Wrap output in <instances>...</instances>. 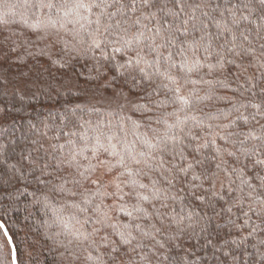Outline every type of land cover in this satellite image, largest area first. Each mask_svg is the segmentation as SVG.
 <instances>
[{
    "label": "trees",
    "instance_id": "1",
    "mask_svg": "<svg viewBox=\"0 0 264 264\" xmlns=\"http://www.w3.org/2000/svg\"><path fill=\"white\" fill-rule=\"evenodd\" d=\"M62 2L63 0H53V3L57 4ZM188 4L190 7L186 12L192 17L189 23V39L194 37L199 40L203 36L204 43H208L209 40L213 45L223 43L225 37L218 35L221 29L217 25L230 22L232 18L230 13L235 12L236 18L248 17L240 22L239 30L236 32L237 42H243L240 32H245L253 45L259 48L261 41L256 40L255 35L258 30L264 31L258 28L264 25V19H261L264 16V4L261 0H188ZM196 5L199 7H195ZM169 7H172L171 0ZM43 11L46 13L51 11L53 19H57L56 9ZM38 19H43V16H38L27 7L25 0H0V181L7 180L9 191L13 193L11 201L7 196H0V207H6V214L0 212L2 217L0 221L4 223L13 240L17 262L113 264L115 258L120 264H148L147 260L140 259V255L147 249L136 246L137 244L151 246V236L146 234H154L155 228L160 227L161 218L167 222L172 215L181 213L182 210L184 213L202 214L201 208L197 206L199 202L191 199L187 188L182 190L181 185L177 183L174 188L169 189L160 177L159 171L154 170L151 158L153 155L158 158L160 149L163 148L155 136L157 133L163 135L167 125H173L167 129L170 134L183 135L180 131L183 129L184 133L191 132L193 135L202 136L200 130L195 127L196 122L203 120L206 125L209 121L204 119V114L209 112L214 114L218 107L227 111V101L213 97L211 100L198 101L191 107H184L177 113L184 121L179 124L175 116H168L167 113H172L174 108L181 106L171 104L163 105L155 113L148 114L153 117L161 116L167 121V125L163 122L157 123L155 118L147 119L141 112L134 114L129 112L128 115L131 116L129 121L123 114L113 112L108 103L98 93H94L90 84L86 83L91 74L92 53L86 50L87 44L81 46L70 31L72 28L78 29L87 41V33L80 29L79 24L68 23V20H72L69 16L63 21L69 30L60 28L59 24L47 29L30 27ZM90 19L93 21L91 25L86 21L81 23H84L88 31H93L96 28L94 23L96 17L92 16ZM132 19L135 17L129 19L127 24L130 25ZM105 22L106 19L102 18L101 23ZM112 23L115 24V20ZM142 23L147 21L142 20ZM193 24L196 30H193ZM248 29L251 31H246ZM183 38L179 37L175 44L161 48L163 56L167 58L171 54L179 63L181 56L178 49ZM243 43L245 47L248 46L247 42ZM228 46L231 47L230 44ZM13 48L16 50L13 51ZM227 59H234L237 64L242 63L244 66H248L252 60L250 56L241 57L234 54H228ZM161 65L163 70V67H166L165 61H161ZM261 71L264 69L257 65L247 67L246 72L238 73L234 65H227L225 74L229 79L226 83H231L232 89H238L236 94L239 95L243 88H238V85L250 87L245 78L259 77ZM237 73L239 81L232 76ZM160 82L157 79V83ZM252 83L257 84L253 89L257 96L245 93L243 98L259 103L260 100H264V95L259 94V88L264 87V80L254 79ZM192 87L200 90V96H205L206 86L188 85L189 89ZM217 94L233 93L231 90L225 92L223 88H217ZM164 98L163 89L153 93L155 100L163 101ZM192 117H196V120ZM261 123H264V120ZM250 127L258 126L253 124ZM101 133L103 135H100ZM98 135L105 146H109L111 137L110 143L116 146L117 151L132 152L136 155L141 163L133 167L143 168L146 173L137 176L136 179L147 186L140 189L138 184L134 187L122 185L123 192L131 195H124L123 198L104 197L101 207L107 211V216L100 222L98 214L93 211L101 199L91 194L95 187L85 184L84 188L91 191L84 192V188L74 187L75 169L62 165L56 170L57 163L68 158L75 147L83 150V154H77L76 158L82 165L81 170L87 171L92 156L91 146ZM188 142V139H185V145ZM256 143L259 142L255 140L246 142L247 145ZM185 152L189 160H203V167L210 172L216 171L215 164L220 163L219 160L211 159L213 155L211 149H202L197 154L192 152L191 148H186ZM108 158L106 154L101 155V159ZM34 160L39 166L47 164L45 171L51 175H41L40 167L31 163ZM224 160L228 162L229 167L238 166L235 165L234 158L225 156ZM244 161L245 158L241 156V165ZM91 162L96 163L95 160ZM196 168L197 171L201 170V165H197ZM118 171L121 169L117 168L111 175L115 176ZM20 175L25 177L22 183L17 182ZM219 176L227 179L223 171L219 172ZM35 177L51 182L45 187L39 184ZM109 178L105 177L106 180ZM127 178V175L121 177ZM231 178L235 179V176ZM153 180L157 181L155 188L152 185ZM24 186L28 188L26 193L20 194L16 191L17 188ZM60 186L64 191L58 190ZM157 188L161 189L158 193ZM217 188H220L219 182ZM108 190L115 189L110 187ZM73 191L78 193L75 197L70 194ZM136 191L148 196L149 199L139 200L135 195ZM172 197L176 199L173 200ZM165 203L167 207L163 206ZM212 227L227 231L226 225L218 217L213 218ZM122 236L131 242L122 243ZM197 239L194 238L190 243L195 244ZM131 248H136V251L126 252ZM208 251L211 253L213 250ZM0 264H12L11 247L2 229ZM207 264H215L214 259H209Z\"/></svg>",
    "mask_w": 264,
    "mask_h": 264
},
{
    "label": "snow or ice",
    "instance_id": "2",
    "mask_svg": "<svg viewBox=\"0 0 264 264\" xmlns=\"http://www.w3.org/2000/svg\"><path fill=\"white\" fill-rule=\"evenodd\" d=\"M261 3L264 4V0H261ZM25 4L35 14L43 16V19H38L35 24L30 25L32 28L47 29L59 24L60 28L69 30L63 22L69 16L72 20H68V23L79 24L80 29L87 33V41L78 29L72 28L70 31L81 46L86 43V50L92 53L93 64L86 83L108 103L113 112L123 114L129 121V112H141L147 119L155 118L157 123L163 122L167 125V121L161 116L153 117L148 114L155 113L163 105L171 104L181 106L174 108L172 113H167L168 116H175L179 124L184 121L177 113L184 107H191L198 101L211 100L213 97L227 101V111L218 107L214 114H204V119L209 121L206 125L203 120L196 122L195 127L200 130L202 136L193 135L191 132L184 133L183 129H180L183 135L170 134L167 129L173 125H167L163 135L156 134L155 138L163 148L160 149L158 158L155 155L151 158L154 170L159 171L169 189L174 188L177 183L181 185L182 190L187 188L191 199L199 202L197 206L201 208L202 214L184 213L182 210L181 213L172 215L167 222L161 218L160 227L155 228L154 234H146L151 236V246L137 244V248L147 249L140 255V259L147 260L148 264H207L209 259H214L215 264H264V123H261L264 120V100L257 103L252 99L243 98L245 93L257 96L253 91L257 84L252 81L264 80V71H261L259 77H246V82L251 86L245 88L242 84L238 85V88H243L239 95L236 94L238 89H232L231 83H226L229 77L225 74L227 65H234L238 73L246 72L247 67L257 65L264 69V31L258 30L255 35V39L261 41L259 48L253 45L245 32H240V36L248 46L245 47L243 42L238 43L236 32L241 20L248 17L236 18L235 12H231L230 22L217 25L221 29L218 35L225 37L223 43L213 45L210 40L204 43L203 36L199 40L194 37L189 39V23L192 17L186 12L190 7L188 0H171L172 7H169V0H63L59 4L53 3V0H25ZM195 7L198 8L199 5ZM45 9H56L57 19H53L51 11L44 12ZM92 16L96 17V28L88 31L81 21L91 25ZM132 17L135 19H132L130 25L127 24ZM102 18L107 22L102 24ZM261 19H264V16ZM113 20L115 24L112 23ZM142 20L147 23H142ZM192 28L196 30L194 24ZM258 28L264 29V25ZM179 37L184 38L180 40L178 54L181 60L177 63L174 56L170 54L165 58L160 50L175 44ZM228 54L250 56L252 60L248 66H244L242 63L237 64L234 59H227ZM161 61L166 63L163 70ZM238 73L232 74L233 79L237 81ZM157 79L161 82L157 83ZM188 85L206 86L205 96H200V90L195 87L189 89ZM217 88H223L225 92L231 90L233 94L218 95ZM161 89L165 91L164 100L153 99V93H158ZM259 94L264 95V87L259 88ZM249 109L253 111L250 112ZM192 119L196 120V117ZM253 124L258 127H250ZM185 139L189 141L187 145L184 143ZM110 140L111 137L109 146H105L100 136H97L91 146L92 156L87 171L81 170L82 165L76 158L77 154H83V150L75 147L68 158L60 160L56 165V170L62 165L75 169V188H84L85 184L95 187L91 194L101 198L100 203L93 209L98 214V222L107 216V211L101 207L104 197L123 198L124 195H131L123 192L122 185L134 187L138 184L140 189L147 187L136 179L137 176L146 175L144 169L133 167L141 161L132 152L117 151ZM253 140L259 143L246 144ZM193 141L196 143L193 144ZM217 141L223 143L218 144ZM186 148H191L192 152L197 154L202 149H211V159L220 161L215 164L216 171L210 172L203 167V160H189ZM102 154L109 158L101 159ZM225 156L234 158V163L238 166L229 167L228 162L224 160ZM241 156L245 158L242 165ZM31 163L39 166L35 160ZM197 165H201V170L197 171ZM39 167L41 175H51L45 171L47 164ZM117 168L121 171L112 176ZM221 171L227 179L219 176ZM125 175L128 178L121 179ZM232 176H235V179L231 178ZM105 177L110 178L106 180ZM24 179L25 177L20 175L17 182L22 183ZM35 179L45 187L51 182H46L40 177ZM156 184L157 181L153 180L154 188ZM110 187L115 190L109 191ZM58 190L64 191V188L60 186ZM16 191L23 194L28 188L24 186ZM90 191L91 189L84 188V192ZM160 191L161 189H156L157 193ZM70 194L75 197L78 193L73 191ZM80 195L83 196L84 193ZM135 195L139 200L149 199L139 191H136ZM0 196H7L9 201L13 197L7 180L0 181ZM163 206L167 207L166 203ZM0 212L6 214V207H0ZM216 217L226 225V232L212 227L213 218ZM136 227L139 228V225ZM2 228L4 224L0 222V229ZM4 235H8L6 231ZM194 238H198L197 242L190 243ZM8 242L10 243V240ZM121 242L128 244L131 241L122 236ZM209 249L213 251L209 253ZM135 251L136 248L126 250L128 253ZM12 264H15V259ZM113 264L120 262L113 258Z\"/></svg>",
    "mask_w": 264,
    "mask_h": 264
},
{
    "label": "water",
    "instance_id": "3",
    "mask_svg": "<svg viewBox=\"0 0 264 264\" xmlns=\"http://www.w3.org/2000/svg\"><path fill=\"white\" fill-rule=\"evenodd\" d=\"M1 222V221H0ZM3 223V222H2ZM4 224V223H3ZM2 230H3V232L5 233V231L7 232V236H6V238H7V241H9L10 240V243H9V245H10V247H11V256H12V261H13V259H15V264H18V262H17V257H16V249H15V246H14V243H13V240H12V238H11V236H10V234H9V232H8V230H7V228H6V226L4 225V228H2Z\"/></svg>",
    "mask_w": 264,
    "mask_h": 264
}]
</instances>
